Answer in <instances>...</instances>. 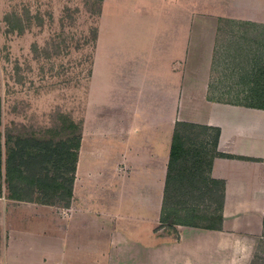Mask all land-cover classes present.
I'll return each mask as SVG.
<instances>
[{
    "label": "crops",
    "instance_id": "crops-1",
    "mask_svg": "<svg viewBox=\"0 0 264 264\" xmlns=\"http://www.w3.org/2000/svg\"><path fill=\"white\" fill-rule=\"evenodd\" d=\"M223 20L264 25V0H102L69 205L1 191L0 264H250L264 109L212 96ZM176 121L219 128L217 151L231 156L210 170L224 181L220 230H156Z\"/></svg>",
    "mask_w": 264,
    "mask_h": 264
},
{
    "label": "rangeland",
    "instance_id": "rangeland-1",
    "mask_svg": "<svg viewBox=\"0 0 264 264\" xmlns=\"http://www.w3.org/2000/svg\"><path fill=\"white\" fill-rule=\"evenodd\" d=\"M101 4L99 0H0L1 161L8 136L60 141L78 133ZM218 30L210 75L212 96L243 102L244 90L253 79L252 65L257 59L264 62V27L223 20ZM74 115L77 124L72 127ZM6 186L0 181L1 191L8 193ZM254 256L260 260L252 264H262L264 229Z\"/></svg>",
    "mask_w": 264,
    "mask_h": 264
},
{
    "label": "trees",
    "instance_id": "trees-1",
    "mask_svg": "<svg viewBox=\"0 0 264 264\" xmlns=\"http://www.w3.org/2000/svg\"><path fill=\"white\" fill-rule=\"evenodd\" d=\"M228 22L264 27L250 22ZM260 61L255 60L251 67L253 79L244 90L243 102L232 103L264 109V62ZM219 134L217 127L175 122L157 231L168 227L176 233V226L221 229L224 181L212 178L210 170L215 157L231 156L217 151ZM80 137V127L69 140L8 136L5 159H0V181L7 185L9 198L54 204L53 198L58 197V202L69 205ZM258 259L253 256L251 264Z\"/></svg>",
    "mask_w": 264,
    "mask_h": 264
}]
</instances>
